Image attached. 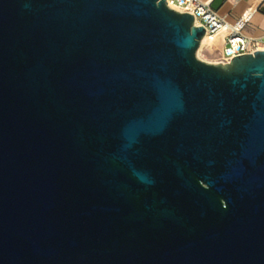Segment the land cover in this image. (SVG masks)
Instances as JSON below:
<instances>
[{
	"label": "water",
	"instance_id": "obj_1",
	"mask_svg": "<svg viewBox=\"0 0 264 264\" xmlns=\"http://www.w3.org/2000/svg\"><path fill=\"white\" fill-rule=\"evenodd\" d=\"M165 0H0V264H264V50L208 62Z\"/></svg>",
	"mask_w": 264,
	"mask_h": 264
},
{
	"label": "built area",
	"instance_id": "obj_2",
	"mask_svg": "<svg viewBox=\"0 0 264 264\" xmlns=\"http://www.w3.org/2000/svg\"><path fill=\"white\" fill-rule=\"evenodd\" d=\"M169 7L193 14L195 24L205 27V35L218 37L223 46L220 62H230L237 54L254 53L264 50V34L256 36L245 32V28L257 11L253 2L237 20L231 22L212 5L210 0H165Z\"/></svg>",
	"mask_w": 264,
	"mask_h": 264
},
{
	"label": "crops",
	"instance_id": "obj_3",
	"mask_svg": "<svg viewBox=\"0 0 264 264\" xmlns=\"http://www.w3.org/2000/svg\"><path fill=\"white\" fill-rule=\"evenodd\" d=\"M211 5L214 7L216 3H219V7L229 6V10L225 12V16L231 22H234L239 16L249 7L253 2L258 4L257 11L252 16L250 22L245 28V32L250 35H262L264 34V0H210ZM216 10L218 8L214 7ZM255 19V23L259 24L255 30H251L252 21Z\"/></svg>",
	"mask_w": 264,
	"mask_h": 264
},
{
	"label": "rangeland",
	"instance_id": "obj_4",
	"mask_svg": "<svg viewBox=\"0 0 264 264\" xmlns=\"http://www.w3.org/2000/svg\"><path fill=\"white\" fill-rule=\"evenodd\" d=\"M214 7L218 8V12L222 15H224L225 12L229 10V6L219 7V3H216ZM258 25L259 24H256L254 19L252 21V25L250 29L255 30ZM222 46H223L222 40L218 39L215 43L206 45L201 51V54L199 56L203 60L216 62L219 60V57L221 55Z\"/></svg>",
	"mask_w": 264,
	"mask_h": 264
},
{
	"label": "bare ground",
	"instance_id": "obj_5",
	"mask_svg": "<svg viewBox=\"0 0 264 264\" xmlns=\"http://www.w3.org/2000/svg\"><path fill=\"white\" fill-rule=\"evenodd\" d=\"M173 8V7H172ZM175 9V8H174ZM176 10H178V9H176ZM218 40V37H209V36H207V35H205L204 37H203V39H202V41H201V43H200V46H199V48H198V50H197V55L199 56L200 54H201V51L203 50V48L206 46V45H210V44H213V43H215L216 41ZM199 58H200V56H199ZM202 59V58H201ZM208 61V60H207ZM208 62H210V61H208ZM217 62H220V61H216V62H214V63H217ZM223 63H227V62H223Z\"/></svg>",
	"mask_w": 264,
	"mask_h": 264
}]
</instances>
